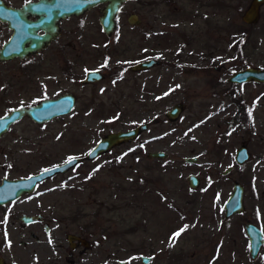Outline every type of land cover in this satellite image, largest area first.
Returning a JSON list of instances; mask_svg holds the SVG:
<instances>
[{"label":"rangeland","instance_id":"374dc122","mask_svg":"<svg viewBox=\"0 0 264 264\" xmlns=\"http://www.w3.org/2000/svg\"><path fill=\"white\" fill-rule=\"evenodd\" d=\"M250 1L127 0L110 36L101 29L97 5L63 21L61 37L29 57L24 71L18 63H0V103L5 81L18 73L25 77L20 88L27 101L39 98V83L49 96L66 91L76 101L69 114L41 130L25 121L17 125L31 142H0V165L13 161L10 177L84 157L105 134L148 123L133 141L46 178L33 196L0 206L6 264H143L141 256L150 257L147 264H264V245L251 258L244 229L252 222L264 237V83L228 80L245 67L264 68V4L258 21L248 24L242 15ZM131 13L140 25L127 23ZM2 32L0 26V44ZM150 57L159 64L129 69ZM101 68L102 80L81 82L85 70ZM179 102L184 110L169 121L165 112ZM246 111L248 128L241 121ZM242 144L250 157L223 174ZM159 150L167 158L147 156ZM189 174L199 178L196 188L188 185ZM235 181L244 187L245 209L225 217L223 204ZM36 211L48 214L53 228L47 236L38 227V241L18 218ZM87 225L96 230L101 251L71 263L65 234Z\"/></svg>","mask_w":264,"mask_h":264},{"label":"water","instance_id":"95a60500","mask_svg":"<svg viewBox=\"0 0 264 264\" xmlns=\"http://www.w3.org/2000/svg\"><path fill=\"white\" fill-rule=\"evenodd\" d=\"M127 0H39L33 2L26 8V3L20 8H15L8 6L4 1L0 0V20L9 22L11 26V19L14 17H21L24 19L25 26L20 24L22 29L26 32L28 39V45L26 48L18 49L13 53H9V44H5L0 49V60L5 58H11L15 55L20 57L28 56L29 54H34L45 46L51 39L54 38L58 30V21L60 19L69 17L71 15H80L85 11L103 4L100 7V15L98 21L101 25L102 31L110 36L116 27V16L118 15L121 6ZM45 9L51 11V19H48L47 11H34L33 9L39 8V4ZM264 4V0H251L249 6L245 9L242 20L248 24H252L258 21L260 17V7ZM34 15L37 19L33 22L28 21V15ZM47 21V23L41 24V21ZM127 23L132 26H138L141 24V20L136 13H131L127 17ZM27 25H40L39 27H27ZM19 26V28H20ZM19 28L13 26V29L18 31ZM42 29L45 33L41 36L36 35V31ZM15 39H18L17 34ZM13 35V36H14ZM8 52V53H7ZM159 61L156 58H148L131 64L129 69L132 71L146 70L149 67L157 64ZM94 72L95 74H91ZM104 75L102 72L89 70L85 73L82 79L83 84L94 83L102 80ZM228 80L232 83H243V82H258L264 83V68L260 67H245L238 71L233 72ZM75 95L73 93H66L54 99L42 100L37 105L28 108L15 109L16 111H11L0 118V133L4 132L8 125L14 120L27 115L36 122H44L50 120L57 116H62L69 114L75 106ZM186 104L179 102L174 104L170 109L165 112V115L169 121H174L178 119L184 110ZM148 128V123H141L132 128L125 130L111 131L101 137L96 144L86 153L84 157L74 156L75 160L69 164L68 159L61 163L51 167L42 169L41 171L30 174L23 178L8 179L3 178L0 182V205L7 204L18 199L20 196L26 193L32 192L37 183L49 178L57 173H64L76 164L80 163L84 159L94 160L100 155L109 152L112 148L119 146L123 143L131 142L136 139L140 133ZM148 157H154L159 159L167 158V153L165 151H150L147 154ZM250 156L249 151L244 145L236 150V155L234 158V163L223 171V174H227L231 171L235 164H243ZM184 160L189 163L196 161V157H185ZM45 169H51L52 171L44 172ZM43 173V175H42ZM32 177L31 180L28 178ZM188 185L191 188H196L200 184L199 178L195 174H189L187 176ZM25 185H28L25 187ZM13 190L15 194L13 195ZM244 187L238 181H235L232 190L223 204L224 215L229 217L231 215L241 213L244 207ZM20 220L24 222L35 221V216L22 215L19 217ZM244 229L249 241V254L251 258H255L260 250L263 243V232L262 230L253 224L252 222H246L244 224ZM72 238V235H69ZM141 261L143 264H147L150 261L149 256H141ZM0 264H6L2 256H0ZM116 264H126L125 260L118 261Z\"/></svg>","mask_w":264,"mask_h":264},{"label":"flooded vegetation","instance_id":"af4514ba","mask_svg":"<svg viewBox=\"0 0 264 264\" xmlns=\"http://www.w3.org/2000/svg\"><path fill=\"white\" fill-rule=\"evenodd\" d=\"M2 1H4V3L6 5L11 6V7H15V8H20L22 5H24L26 3V0H24L23 3H21V4H15V5L8 3L7 0H2ZM37 1H39V0H33V2H37ZM102 5L103 4H99L98 5L99 10H100V7H102ZM38 6L39 7L42 6V3L39 4ZM71 16H75V15H71ZM71 16L63 18V19H60L58 21V30H57L54 38L51 39L50 42H48L45 46L40 48V50H38V52H36L34 54H29L28 56H25V57H20L19 55H15V56H13L11 58H5L3 60H0V63H3V62L4 63L15 62V63H18V65L20 66L21 69H23V66H25V64H26L27 60L29 59V57L43 53L44 51H46L49 47H51V45H53L61 37L62 30H61L60 25L62 24L63 21H65L67 18H70ZM27 19H28V21L33 22V21H35L37 19V17L34 16V15L29 14ZM20 20L23 21V23L25 22L24 19L21 18V17H20ZM20 24H21L20 21H18L16 17L11 19V26L9 25V22L0 20L1 29L5 31L4 33L2 32V34H5V35L3 36L2 42L0 44V49L5 44H9V49H8L9 51L8 52L9 53H13L15 51H12V49H15L17 47H18V49H22L23 47L24 48L27 47V45H28V42H27L28 36H27L26 32L22 29ZM23 25L25 26V24H23ZM13 26L16 27V28H19V26H20V28H19L18 31H16V30L13 29ZM17 33H18V35H17L18 39H15V35L14 34H17ZM44 33H45V31L42 30V29H38L36 31V35L37 36H41ZM150 58H153V57H150ZM146 59H148V58H146ZM146 59H144V60H146ZM140 61H142V60H140ZM137 62H139V61H137ZM159 62L157 64L149 67V68H153L154 66L158 65ZM88 70H96V69H88ZM99 70L102 72V74L104 73L103 72V68H101ZM23 71H24V69H23ZM65 71L66 70H64L63 73L65 75H67L68 72L66 73ZM140 71H143V70H140ZM85 73H86V71H85ZM85 73H84V76H85ZM47 75L45 76L46 79L50 80V78ZM24 78H25L24 74L18 73V74L14 75V77H13V79L11 81L10 80L7 81V82L5 81L6 89L3 90V93H2L3 95H1L2 103H0V105L3 106V110L4 111L2 112V114H0V118L2 116H4L5 114H7V113H9V112H11V111H13L15 109H19V108H22V107H24V108L32 107V106L37 105L38 103H40L42 100L54 99V98H57V97H59V96H61L63 94L70 93V92L64 91V92H61L59 94H56L55 96H49V94L47 92L48 88L45 85L39 83V88H40V92L39 93H41L39 98L36 101L35 100L27 101V100L24 99V96H23V95L26 94V91H24L23 89L20 88V86L23 84V82H25ZM52 78H56V77H54V75H52ZM39 82H41V81H39ZM81 82H82V80H81ZM97 82H94V83H97ZM94 83H88V84H94ZM15 87L19 88V89H14ZM62 116H64V115H62ZM57 117H60V116H57ZM57 117H54V118H52L50 120H47V121H44V122H36L35 120L30 118L29 116L23 115L22 117L14 120L12 123H10L8 125L7 129L4 132L0 133V142L1 141H5V138L12 145L21 144L23 141L31 142L33 139H31L30 136L26 137V135L23 134V132L17 131V129H16L17 125H20L21 122L25 121V122H28L29 126L31 128H33L34 130L35 129L41 130L42 126L44 124H47L48 122L54 120ZM37 135L38 136L40 135L39 132H36L35 137ZM242 145H240L239 147H241ZM246 149H247V147H246ZM235 155H236V151H235ZM11 162H13V161L9 157L6 160L2 161V164L0 165V169L2 171V175L0 177V182L2 181L3 178L14 179V178L27 177L30 174L37 173V172H39V171H41L43 169L41 167L38 168V169L34 168L33 170H31V172H29L28 174H25L23 176L10 177L8 174H9V167H10ZM44 181L45 180L37 183L35 189L32 192L23 194L18 199L23 198V197H27V196H33L34 194H36L38 189L40 188L42 182H44ZM18 199H16V200H18ZM16 200H14L12 202H15ZM8 203H11V202H8ZM5 205L6 204L0 205V206L4 207ZM22 215L35 216L36 220L32 221V222H24V221L20 220V218H19ZM20 216L18 218H19V220L21 222V226L24 229L23 231L25 233H27L34 240H36V241L39 240L38 227H43L47 236H49L51 234V231H52L53 228L50 226L49 220H51V218L48 216V214H45V213H43L41 211H36V212L31 213V214L30 213H23ZM90 228H91V225H87L85 227H82V229L80 231L76 232V233L75 232H73V233L67 232L65 234L64 241L66 242V247L68 248V259H66L67 261H69L71 263H74L77 260L78 261L81 260L82 259L81 257L83 255L86 254V256H88L89 252H92V251L96 252L97 250H100L99 249V246L101 245L100 240H96L95 239L96 238V230L93 228L92 232H91ZM101 231L102 230H98L99 233ZM69 235H72L71 239L69 238ZM53 241H54V239L52 238L51 242L53 243ZM21 242H22V245H24V246L26 245L25 241H21ZM54 245H56L57 247L58 246L62 247V244H58V242H55ZM262 245H264V237H263Z\"/></svg>","mask_w":264,"mask_h":264},{"label":"snow or ice","instance_id":"6c2138e0","mask_svg":"<svg viewBox=\"0 0 264 264\" xmlns=\"http://www.w3.org/2000/svg\"><path fill=\"white\" fill-rule=\"evenodd\" d=\"M32 3H33V0H26V5H25L26 8H27L29 5H31ZM33 10H34V11H47V12H48V19H49V20L51 19V11H50L49 9H45L43 6H40L39 8H35V9H33ZM16 18H17L18 21H20L21 24H23V21L20 20V17H19V16H17ZM44 23H47V21L42 20V21H41V24H44ZM39 26H40V25H27V27H39ZM16 50H18V47L15 48V49H12V51H16ZM105 66H106V65H105ZM85 71H86V73L89 72V70H85ZM95 71H99V69H96ZM91 74H95V73L92 72ZM177 87H179V86H177ZM45 98H46V97H45ZM13 111H16V110H13ZM249 114L251 115V113H249ZM74 160H75L74 157H69L67 163L71 164ZM49 171H52V170H51V169H45V170H44L45 173H46V172H49ZM42 175H43V173H42ZM28 179L31 180L32 177H29ZM27 186H28V185H25V187H27ZM14 194H15V190H13V195H14ZM185 227H187V226H185ZM184 230H185V229H181L180 231L174 233V234H173V239L179 237V236L181 235V233H182ZM6 235H7V233H6Z\"/></svg>","mask_w":264,"mask_h":264},{"label":"trees","instance_id":"16d2710c","mask_svg":"<svg viewBox=\"0 0 264 264\" xmlns=\"http://www.w3.org/2000/svg\"><path fill=\"white\" fill-rule=\"evenodd\" d=\"M247 112H249V111L244 112L245 115L241 117V119H242L241 121H243L244 126L248 128V126H249L248 124L251 120V116Z\"/></svg>","mask_w":264,"mask_h":264}]
</instances>
